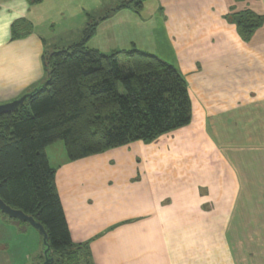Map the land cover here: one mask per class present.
<instances>
[{"label": "crops", "instance_id": "0c3cea01", "mask_svg": "<svg viewBox=\"0 0 264 264\" xmlns=\"http://www.w3.org/2000/svg\"><path fill=\"white\" fill-rule=\"evenodd\" d=\"M121 1L0 0V104L42 85L44 56L79 44L93 23L89 50L162 42L168 58L147 53L187 85L191 123L151 144L73 162L61 152L54 165L46 148L72 243L86 246L84 264H264V186L251 204L238 170L242 153L264 149V23L244 41L228 20L264 18V0H154L149 21L146 0L115 10Z\"/></svg>", "mask_w": 264, "mask_h": 264}, {"label": "trees", "instance_id": "16d2710c", "mask_svg": "<svg viewBox=\"0 0 264 264\" xmlns=\"http://www.w3.org/2000/svg\"><path fill=\"white\" fill-rule=\"evenodd\" d=\"M144 1L122 0L115 10L139 11ZM228 20L244 41L264 23L251 12ZM21 26H13V37ZM95 28L88 24L79 44L45 55L42 87L18 110L0 116V199L44 228L53 264H84L86 246L71 241L46 148L63 142L73 162L151 144L192 120L187 85L173 66L136 49L110 55L89 50Z\"/></svg>", "mask_w": 264, "mask_h": 264}, {"label": "rangeland", "instance_id": "374dc122", "mask_svg": "<svg viewBox=\"0 0 264 264\" xmlns=\"http://www.w3.org/2000/svg\"><path fill=\"white\" fill-rule=\"evenodd\" d=\"M115 4H118V2L116 3L115 1L114 5ZM153 6L154 0H146V2H144V9L142 10L141 14L144 20H150L151 13L153 12ZM92 16H96V13ZM152 22L154 24L157 23L156 16L153 18ZM155 26V36L159 39L160 42L162 41V39L161 36L157 33L159 23ZM118 49L120 51L125 50V48ZM130 49L131 48L127 47L125 51H128ZM153 49L154 50H151L152 52L146 51V53H155L162 58L169 57L168 53H166L167 50L165 48V44H163L162 42H160L158 47ZM4 104L1 103L0 105ZM52 146H54L55 149L53 151H49V153L52 165H54V162L61 157V152L62 154L66 155V151L64 150L63 142H56ZM57 147H61L62 151H57ZM238 170L240 172L241 170L245 172V185L250 186L255 190L250 192V196H252L250 198V203L257 204V192H261L260 188L264 186V178L261 175L259 176V173L261 171H264V149H253L249 150L248 152L242 153L238 164ZM254 208L255 207H252L251 209ZM37 240L40 243V235L32 227L25 223H19V221L17 220L9 219L8 217L4 216L3 222L0 220V264H34L35 261H33V259L35 258V255L37 253L39 255V252L42 250H37L38 252L35 253Z\"/></svg>", "mask_w": 264, "mask_h": 264}, {"label": "water", "instance_id": "95a60500", "mask_svg": "<svg viewBox=\"0 0 264 264\" xmlns=\"http://www.w3.org/2000/svg\"><path fill=\"white\" fill-rule=\"evenodd\" d=\"M42 86L40 85L38 88H35L32 92L20 97L19 99L9 103L0 105V116L6 115L15 112L21 107L27 100L31 99L34 94H36ZM0 213L7 216L9 219H14L19 222L25 223L32 227L34 230L38 232L41 237V245H42V256L43 263L42 264H53V258L51 257V250L48 243V236L45 232L44 228L37 223L32 217L25 215L23 212L19 210H14L4 204L0 199Z\"/></svg>", "mask_w": 264, "mask_h": 264}]
</instances>
